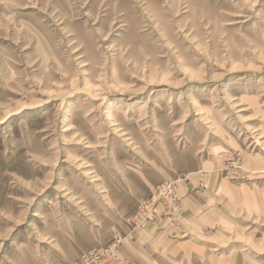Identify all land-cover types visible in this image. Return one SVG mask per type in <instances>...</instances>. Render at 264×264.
Listing matches in <instances>:
<instances>
[{
	"label": "rangeland",
	"instance_id": "1",
	"mask_svg": "<svg viewBox=\"0 0 264 264\" xmlns=\"http://www.w3.org/2000/svg\"><path fill=\"white\" fill-rule=\"evenodd\" d=\"M118 232L132 264H264V0H0V264Z\"/></svg>",
	"mask_w": 264,
	"mask_h": 264
},
{
	"label": "built area",
	"instance_id": "2",
	"mask_svg": "<svg viewBox=\"0 0 264 264\" xmlns=\"http://www.w3.org/2000/svg\"><path fill=\"white\" fill-rule=\"evenodd\" d=\"M177 186L175 181H168L154 189L149 198L143 199L136 213L129 219L134 230L143 228L152 221L159 213L161 206L171 207L178 203ZM123 235L118 232L113 241L102 248L88 254H84L73 264H100L107 260L120 261L121 264H132L121 258L118 246L122 243Z\"/></svg>",
	"mask_w": 264,
	"mask_h": 264
},
{
	"label": "crops",
	"instance_id": "3",
	"mask_svg": "<svg viewBox=\"0 0 264 264\" xmlns=\"http://www.w3.org/2000/svg\"><path fill=\"white\" fill-rule=\"evenodd\" d=\"M191 177H193V178H195V179L197 180V179H199L200 176H199V174H197V173L195 174V173H194V175L191 176ZM144 182H145V181H144ZM145 183H146V182H145ZM185 201H186V203H188V204H189V203L193 204V203H192L193 199L190 198V197H187V199H186ZM122 228H123L126 232H128V230H129L128 225L125 224V223H123ZM134 233H135V232L129 234L130 237L127 236L126 240L124 241V244H123L122 246H120V248H119V252H120V253H123L125 256H127V255H131L128 251L126 252V250H131L130 248L132 247V245L134 246L133 249H136V247H138L137 243H136L135 241H133V238L136 237V234H134ZM138 244H139V243H138ZM136 245H137V246H136Z\"/></svg>",
	"mask_w": 264,
	"mask_h": 264
}]
</instances>
